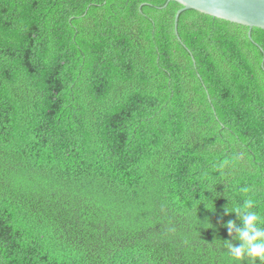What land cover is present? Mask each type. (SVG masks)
Instances as JSON below:
<instances>
[{
	"label": "trees",
	"instance_id": "1",
	"mask_svg": "<svg viewBox=\"0 0 264 264\" xmlns=\"http://www.w3.org/2000/svg\"><path fill=\"white\" fill-rule=\"evenodd\" d=\"M165 3L0 0V264H232L230 210L264 227V30Z\"/></svg>",
	"mask_w": 264,
	"mask_h": 264
},
{
	"label": "water",
	"instance_id": "2",
	"mask_svg": "<svg viewBox=\"0 0 264 264\" xmlns=\"http://www.w3.org/2000/svg\"><path fill=\"white\" fill-rule=\"evenodd\" d=\"M175 2L180 9L174 15V33L178 16L185 10H194L204 15L233 24L264 30V0H166ZM250 38V32L247 33ZM178 39V38H177Z\"/></svg>",
	"mask_w": 264,
	"mask_h": 264
},
{
	"label": "clouds",
	"instance_id": "3",
	"mask_svg": "<svg viewBox=\"0 0 264 264\" xmlns=\"http://www.w3.org/2000/svg\"><path fill=\"white\" fill-rule=\"evenodd\" d=\"M243 191L246 193L248 189H243ZM254 208L255 201L248 198L243 201L242 209L237 207L230 210L236 212L238 216L243 211V227L236 229L240 243L238 245L227 244V254L230 256L232 264H243L245 261L247 264H256L257 261L264 264V227L258 226L261 217L257 211L253 210ZM225 226L229 229L230 235L236 228V225L231 221Z\"/></svg>",
	"mask_w": 264,
	"mask_h": 264
}]
</instances>
